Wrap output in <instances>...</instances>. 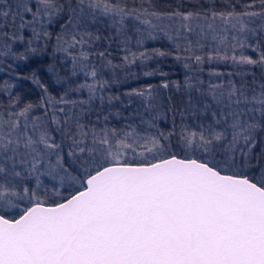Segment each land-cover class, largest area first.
Listing matches in <instances>:
<instances>
[{
  "label": "snow or ice",
  "instance_id": "obj_1",
  "mask_svg": "<svg viewBox=\"0 0 264 264\" xmlns=\"http://www.w3.org/2000/svg\"><path fill=\"white\" fill-rule=\"evenodd\" d=\"M0 264H264V0H0Z\"/></svg>",
  "mask_w": 264,
  "mask_h": 264
}]
</instances>
